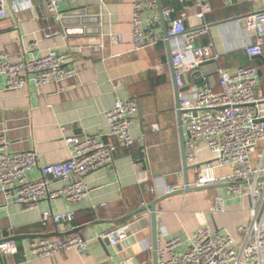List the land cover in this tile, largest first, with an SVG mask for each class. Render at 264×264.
I'll use <instances>...</instances> for the list:
<instances>
[{
  "label": "crops",
  "instance_id": "obj_1",
  "mask_svg": "<svg viewBox=\"0 0 264 264\" xmlns=\"http://www.w3.org/2000/svg\"><path fill=\"white\" fill-rule=\"evenodd\" d=\"M10 15L0 19V55L12 61L28 60L46 53L51 47L67 55L66 65L75 67L77 73L62 80L38 86L32 77L23 89L6 88L0 75V130L10 138L12 153L36 151L44 164L67 161L71 158V147L67 136L97 135L105 141L109 125L106 111L114 106L116 98H135L139 102V114L132 125L135 144L128 149H119L114 162L107 167L90 172L87 176L89 194L73 204L62 196L44 199L35 209H24L6 199L0 186V242L12 238L18 247L14 254H3L5 264H114L131 260V264H155L152 214L136 216L117 222L129 212L138 210L141 203L157 201L158 241L164 242L173 236H188L203 222L214 232L228 233L240 242L237 231L239 224L248 223L252 206L250 197L230 194L229 187H215L197 191L168 195L165 186L184 184L183 153L176 113L175 86L169 53L172 42L160 41L156 45L135 50L132 28L133 0H79L77 4H62L65 14L72 8H79L93 18L99 13V24L54 27L60 30L50 38L44 36L46 23L38 19L24 0H12ZM162 7L175 6L180 12L183 5L178 0H161ZM212 10L206 16L210 27L207 35L197 43L206 44L213 40L220 54L219 61H208L201 65L199 76L218 82L216 69L222 65L228 71L239 66L255 65L261 71L260 90L264 93V53L262 58L246 53L248 31L233 22L236 17L260 10L258 0H232L226 5L223 0H210ZM190 18L187 26L197 25L198 8L189 5ZM159 15L156 29L163 34L161 9L146 15ZM168 29V28H167ZM109 32L122 34V40L115 43ZM38 40V46L31 42ZM103 44V51L79 53L73 45ZM164 63L161 72H152V65ZM202 74V75H201ZM197 78V77H196ZM121 79L123 85L116 88L114 80ZM196 82L195 78H187ZM198 84L203 85L204 80ZM158 123L159 131H154ZM185 139L188 134L184 131ZM32 179L41 178L38 166L29 171ZM192 183L194 169H189ZM61 185V182H56ZM216 196L224 198L225 210L214 211ZM75 210L71 226H85L80 232L90 239L87 252L64 250L53 257L35 259L28 252L29 243L55 228L41 225L42 211L52 213ZM150 210V209H149ZM145 212L148 211L144 210ZM131 224V233L126 240L113 244L102 235L110 229ZM64 230L60 232H69ZM67 236V235H63ZM15 237V238H14Z\"/></svg>",
  "mask_w": 264,
  "mask_h": 264
},
{
  "label": "built area",
  "instance_id": "obj_2",
  "mask_svg": "<svg viewBox=\"0 0 264 264\" xmlns=\"http://www.w3.org/2000/svg\"><path fill=\"white\" fill-rule=\"evenodd\" d=\"M30 10L37 13L38 19L47 25L43 29L46 38L60 33L54 24L60 23L64 14L60 11L62 4L74 5L79 0H24ZM183 10L178 12L175 6L162 7L161 19L168 29V40L172 42V62L175 66V80L178 87L187 90L178 92L180 100L177 110H181L185 139L187 164L194 169L195 179L191 186H215L231 184L230 194L250 197L252 206L249 210V222L239 224L237 231L241 241L237 242L228 233L214 232L205 222L188 236V241L181 236H173L163 243L159 241L156 248L158 264H264V93L260 90V70L255 65L239 66L231 72L219 65L216 73L219 81H210L202 75L204 84L192 83L187 78L199 76L201 65L205 62L220 60L213 40L206 44L197 41L210 31L206 16L212 10L210 0H178ZM228 6L232 0H223ZM254 1V0H251ZM262 8L236 17L233 22L243 25L248 31L246 53L259 56L264 53V0H258ZM12 0H0V19L10 15ZM198 8L197 25L187 26L190 18L189 5ZM158 0L132 1V28L135 50L139 51L156 45L166 38L157 29L159 15H146L156 11ZM63 28V26H62ZM113 42L119 43L122 34L109 32ZM38 46V40L31 42ZM79 53L103 51V44L73 45ZM67 55L57 48L31 60L20 58L12 61L0 55V75L4 77L7 89H23L28 85L29 77L38 85H45L51 80H62L77 73L75 67L66 65ZM152 72L165 69L164 63L152 65ZM116 88L123 85L121 79L114 80ZM139 114V102L135 98H116L114 106L109 108L107 118L109 131L105 141L97 135L67 136L71 147V158L67 161L44 164L36 151L12 153L10 138L6 131L0 130V186L7 200L20 204L24 209H35L44 199L64 197L73 204L89 194L87 176L90 172L107 167L114 162L119 149H128L135 144L132 125ZM154 131H159L158 123H153ZM41 168L43 176L32 179L29 171ZM61 182V185H56ZM167 184L166 193H173L184 188ZM214 211H224L222 196H216ZM146 202L141 203L144 207ZM150 215L152 211L141 212ZM76 211L52 213L42 211L41 225L55 230H71ZM136 216V215H135ZM131 232V224H121L107 233L113 244L126 240ZM90 239L80 232L67 236H43L29 243L31 257H53L64 250L87 252ZM18 252L12 238L0 242V258L3 254ZM124 260L117 264H131ZM0 264L2 263L0 259ZM114 264V263H103Z\"/></svg>",
  "mask_w": 264,
  "mask_h": 264
},
{
  "label": "water",
  "instance_id": "obj_3",
  "mask_svg": "<svg viewBox=\"0 0 264 264\" xmlns=\"http://www.w3.org/2000/svg\"><path fill=\"white\" fill-rule=\"evenodd\" d=\"M159 3V9L162 8V3L161 0H158ZM162 11V9H161ZM95 17L93 15V18H90L91 15L85 11L83 12L81 9L79 8H72L69 11H66L64 14V17L62 19V24L66 27H68V25L72 26V25H86V24H91V23H97L99 24L100 20H99V13H94ZM162 22H163V27H165L164 29V37L166 38V42L168 43V34H167V25L165 23V21L163 20L162 17ZM254 57H259L262 58L261 55L259 56H254ZM169 62L171 63V68H172V75H173V80H174V86H175V98H177V102L176 105L179 107L180 105V100L178 98V92L181 90H187L189 89V86H186L185 88H179L177 85V82L175 80V66L174 63L172 62V53L170 51L169 53ZM260 75H261V71H260ZM196 82H202V78L201 77H197L195 78ZM177 116H178V125H179V133L181 134V151L183 153V169H184V183L185 186L184 188H180L179 190H177L176 192L173 193H168V195L171 194H179V193H184V192H190V191H197V190H202V189H210V188H215V187H223V186H230L231 184L229 183H224V184H215V186H191L190 185V178H189V169L191 168L186 161V151H185V133H184V127H183V121H182V116H181V110L178 109L177 110ZM107 140V139H106ZM157 201H153L147 205H144V207H140L138 210H134L132 212H129L128 214H126V216L117 219V222H122L124 220H126V218H129L131 216H134L136 214H139L141 212H144V210L150 209L152 211V223H153V239H154V259H155V264H158V259H157V254H156V248L158 246V223H157ZM85 228V226H78L75 227L72 231L69 232H60L55 230V232L53 233H49V234H45L44 236H63V235H70L73 234L75 232H81L83 229ZM15 238V237H14ZM105 242H109V240L106 238L104 240Z\"/></svg>",
  "mask_w": 264,
  "mask_h": 264
}]
</instances>
